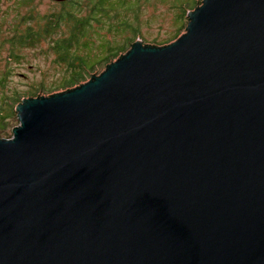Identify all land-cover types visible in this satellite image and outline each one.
I'll list each match as a JSON object with an SVG mask.
<instances>
[{"label": "water", "instance_id": "obj_1", "mask_svg": "<svg viewBox=\"0 0 264 264\" xmlns=\"http://www.w3.org/2000/svg\"><path fill=\"white\" fill-rule=\"evenodd\" d=\"M186 16L16 106L0 264H264V0Z\"/></svg>", "mask_w": 264, "mask_h": 264}, {"label": "trees", "instance_id": "obj_2", "mask_svg": "<svg viewBox=\"0 0 264 264\" xmlns=\"http://www.w3.org/2000/svg\"><path fill=\"white\" fill-rule=\"evenodd\" d=\"M145 1L66 0L58 2L60 9L47 14L30 7L28 14L19 21L20 28L16 26L8 30L7 34L0 35V51L8 45L7 56L0 61L3 67L0 88L4 91L0 96V131L12 126V121L19 124L15 108L29 95L28 90L21 89V84L31 73L33 77L28 84L34 90L31 94L35 96L40 91L51 93L59 87L69 89L81 84L94 71L106 67L126 52L136 38L124 35L127 31L133 32L135 36L141 33L140 10ZM179 1L174 6L181 8L178 14V19L182 20L178 31H181L187 26V12L203 0H188L190 2L186 5L182 3L183 0ZM25 3L30 4L31 0H25ZM120 13V22L117 24L111 18ZM131 15L133 21L130 22L128 18ZM103 28H106L107 35L102 31ZM45 61H49L52 66H47ZM37 72L42 73L43 77L57 74L54 77L56 81L53 79L48 83L47 80L39 79Z\"/></svg>", "mask_w": 264, "mask_h": 264}, {"label": "rangeland", "instance_id": "obj_3", "mask_svg": "<svg viewBox=\"0 0 264 264\" xmlns=\"http://www.w3.org/2000/svg\"><path fill=\"white\" fill-rule=\"evenodd\" d=\"M179 0H147L144 4L141 6V18H140V29L141 33L137 34V36L134 35L133 32L127 31L125 33L128 34L131 37H134L136 39L140 38L144 41V43L148 44H160L164 45L175 41L180 35H182L186 29H182L181 31H178L180 28V22L181 19H178V14L180 13L181 8L174 6L175 3H177ZM180 2V1H179ZM190 1L183 0L182 3L186 5ZM30 7H34L35 11L41 12L43 14H47L49 11H54L56 9H60V5L55 0H31L30 4H26L25 0H0V35H4L8 33V30L14 29L16 26L19 27V21L21 18L28 14ZM193 10V9H192ZM97 16L99 14L97 13ZM121 13L117 17L111 18L114 22L117 24L120 22ZM187 17V16H186ZM124 20V19H123ZM128 20L131 22L133 21V15L128 18ZM35 24V22L33 23ZM23 27V26H22ZM20 28V27H19ZM105 35H107L106 28H103L102 30ZM181 33L178 37V33ZM116 33V32H115ZM114 33V35H115ZM120 37V36H119ZM113 40L114 37H111ZM157 41V42H156ZM133 42V41H132ZM8 51V45L6 44L5 48H2L0 51V61L4 59L5 56H7ZM125 53V51L123 52ZM116 60V59H115ZM47 66H52V64L49 65V61H45ZM5 64V62H3ZM3 69L2 66H0V72ZM105 67L103 66L100 69H97L93 72V74L97 73L99 74L101 71H103ZM39 79L47 80L48 83H51L53 81L54 77L57 76L54 73H51V75L43 77L42 73L37 72ZM33 77V74L31 73L29 78L25 80L21 84L22 90H28L29 95L28 97L34 96V94H31L34 92L32 90L33 88L29 87V83L31 82V78ZM17 77L15 76L14 79ZM90 77H88L86 80H84L82 83L86 82ZM55 80V79H54ZM56 81V80H55ZM67 87H59L55 91L46 92V91H40L38 92V95H51L56 92L64 91ZM4 94V91L0 88V96ZM31 94V95H30ZM27 97V96H26ZM4 106H7L6 104ZM19 123V120L17 121ZM12 126L8 127L5 131H0V138H12L13 137V128L16 124V121H12Z\"/></svg>", "mask_w": 264, "mask_h": 264}]
</instances>
